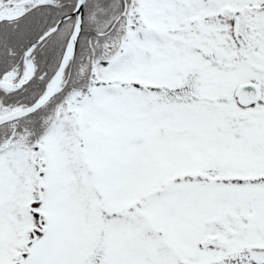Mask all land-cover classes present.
<instances>
[{
  "label": "snow or ice",
  "instance_id": "snow-or-ice-1",
  "mask_svg": "<svg viewBox=\"0 0 264 264\" xmlns=\"http://www.w3.org/2000/svg\"><path fill=\"white\" fill-rule=\"evenodd\" d=\"M0 264H264V0H0Z\"/></svg>",
  "mask_w": 264,
  "mask_h": 264
}]
</instances>
